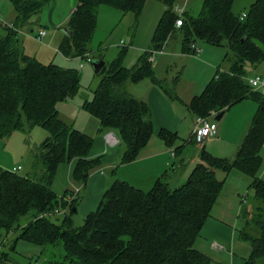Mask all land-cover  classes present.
Listing matches in <instances>:
<instances>
[{
	"label": "trees",
	"instance_id": "16d2710c",
	"mask_svg": "<svg viewBox=\"0 0 264 264\" xmlns=\"http://www.w3.org/2000/svg\"><path fill=\"white\" fill-rule=\"evenodd\" d=\"M49 1L9 0L16 19L12 28L3 26L5 33L0 34V139L15 131L27 134L34 127L48 133L31 148V173L20 175L0 169V264H11L20 241L43 250L61 242L64 259L74 264H212L194 249L193 243L222 188L215 171L228 174L234 169L253 179L252 209L246 213L240 232L241 240L251 247L245 264H264V182L258 178L264 143V95L246 80V67L264 62V0H256L245 14L233 12L235 0H203L197 15L184 12L180 26L183 47L190 52L192 42L226 46L229 50L228 69L217 71L202 92L190 100L188 108L195 117H208L211 111L224 113L246 98L256 103L234 158L216 157L201 148V163L175 188L158 180L150 190L142 191L114 181L81 226L72 220L78 197L71 201L58 199L51 189L62 164H73L71 178L80 185L101 166L102 156H88L93 138L63 122L56 109L57 103L77 94L79 72L53 63L41 64L26 56L17 36L18 27L29 24ZM75 1L59 52L66 58L82 59L89 54L100 6L133 13L135 27L146 0ZM156 1L165 6V11L147 51L135 66L126 69L121 65L126 52L122 47L116 59L105 63L96 74L99 80L92 99L82 104L99 121L100 132L113 131L117 135L123 163L135 160L153 134L149 106L125 92L123 86L147 78L170 99H177V79L157 78L150 57L163 49L175 30L178 16L174 7L179 0ZM159 135L166 141L173 137L165 130ZM72 192L66 191L65 195ZM56 210L63 218L54 222L51 217L57 215L53 214ZM24 264L35 261L25 260Z\"/></svg>",
	"mask_w": 264,
	"mask_h": 264
},
{
	"label": "crops",
	"instance_id": "0c3cea01",
	"mask_svg": "<svg viewBox=\"0 0 264 264\" xmlns=\"http://www.w3.org/2000/svg\"><path fill=\"white\" fill-rule=\"evenodd\" d=\"M184 3L183 1L179 5ZM75 7V0H50L44 7L47 10L46 19H43L42 15L38 17L39 13L31 17L29 24L17 29L19 48L23 54L36 59L41 64L56 63L60 67L74 68L79 72V90L77 94L57 103L56 109L59 118L63 122L72 125L76 130L93 138V144L88 156L90 158L102 156V159L101 166L91 172L84 185L72 180V163L62 164L56 171L51 189L58 199L66 200L70 195V193L65 195L66 191L71 192L79 189L77 196L79 201L76 212L72 216L73 222L75 216L83 220L86 215L94 212L101 201L104 191L114 181L126 182L142 191L150 190L158 180L171 188H175L183 184L194 167L201 163V148L216 157L234 158L237 147L247 133L252 117L255 114L256 103L246 98L226 109L219 121H215L211 117L210 120L215 121L217 125L216 134L206 139L203 145L198 147L195 141L193 142L194 139L192 137L195 115L189 110L188 104L194 96L202 92L217 71H226L230 62L225 60L226 62L223 61V64L220 65L219 57H216L211 51L201 50L200 52H206V55L210 52L213 62L206 63L194 58L192 51L190 52L183 47L180 28H175L172 35L178 33L179 38H170L173 37L170 35L162 52L154 58L152 68L155 76L159 79L168 81L174 78L177 79L175 88L177 99H170L147 78L134 83L127 82L123 86L125 92L138 100L146 102L149 106L152 114L153 134L147 144L140 150L135 160L129 163L121 162L123 148L119 143L111 145L106 140V136L109 133H113L116 138L117 135L113 131L100 132L99 121L87 113L82 106L85 100H91L93 96L95 88L92 89L90 85L87 89L82 84L84 78H89L92 73L95 74L93 69L86 68L84 62L82 63L81 61L82 59L66 58L59 52V47L64 37L61 29L65 28ZM44 8L41 12H43ZM164 11L165 6L161 2L156 0L145 1L135 26L132 38L136 44L130 46L133 54H131L128 62V51L127 47H125L126 52L121 62L124 68L130 69L135 66L139 56L147 51ZM104 12H107L110 16L115 14L111 10ZM122 14L119 15L117 21L120 22L121 31L124 32L125 29L130 30L133 26L134 14L130 12ZM8 16L11 18L9 22H0V34L2 35L5 33L3 24L15 22V11L10 12ZM40 29L45 31V35L41 40H37L35 37ZM113 36H116V34L113 33ZM171 43L172 46L170 47ZM108 46L119 48L120 45L110 44ZM121 48L122 46H120L114 59L118 56ZM87 56H90L91 59L94 57L91 54V50ZM99 58L105 62L102 56ZM80 63L83 65L81 68L79 67ZM180 65L184 68L190 66L195 75L190 77L189 80L185 79L183 86L181 85L182 83H178L180 82L179 80H182L178 78L182 76V71L174 70L175 67H180ZM250 67L252 71L256 72L255 76L264 77V62ZM247 77H249L248 72ZM161 130L172 134V139L166 141V139L160 137L159 132ZM186 135L187 138H185ZM47 136L46 130L34 127L27 134L22 131H15L4 141L0 139V148L4 154V160L0 161V169L13 171L20 167L18 172L24 171L21 175L31 173L33 164L31 148L37 147ZM261 156L262 166L258 173V178L264 182V143L261 147ZM215 177L223 182L222 188L210 210L208 218L194 240L193 247L210 259L212 264H245L251 254V247L247 242L241 240L240 232L245 225L246 213L252 209L251 199L254 197L252 189L253 179L235 169L228 174L222 171H215ZM57 180H60L61 183L59 190L55 189ZM251 190L253 194H251ZM20 243L18 242L16 247ZM29 246L39 248L31 249L29 251L30 255L40 254L41 247H36L33 244H29ZM16 247L15 253H17ZM18 253L17 255L22 257L23 254L20 255L21 253ZM27 255L29 253L26 254V259L31 257ZM34 261H36L35 264H38V257ZM11 264L19 263L12 257Z\"/></svg>",
	"mask_w": 264,
	"mask_h": 264
},
{
	"label": "rangeland",
	"instance_id": "374dc122",
	"mask_svg": "<svg viewBox=\"0 0 264 264\" xmlns=\"http://www.w3.org/2000/svg\"><path fill=\"white\" fill-rule=\"evenodd\" d=\"M183 1L185 2L184 4H185L186 13H188L192 16H195L199 13L201 6H202V2H203V0H179L178 5H179V3L182 4ZM255 1L256 0H235L232 10L235 14H238L240 12H244V14H245L248 7L252 3H254ZM13 9L14 8H13L12 4L9 2V0H0V22H2V23L3 22H9L11 18L8 15L10 12L14 11ZM107 9L114 11L115 14H111L112 16H110L107 12H104V11H108ZM39 13H38L39 14L38 17H41V15H42V18L46 19L47 10L45 8H44L43 12H39ZM120 13L121 12H119L118 10H113L112 8H109L106 6H101L99 8L98 14H97V27H96L95 32L93 34L92 40L89 44L91 54L94 56V57L93 56L92 57L93 58H99L102 56V58L105 60V62H107V64H108V62H111L114 59V56L116 55V53L120 49V46L127 47V51H128L127 52V54H128L127 62H128L130 60L131 54H133L132 48L130 46L132 44H136V42H134L133 38H132L134 35L135 27L132 26L130 28V30L125 29L124 32L121 31L120 22L117 21V19L119 18V15H123L122 13L121 14ZM38 14H36V15H38ZM41 25H43V24L41 23ZM118 27H120V28L118 29ZM62 28H64V27H62ZM61 31H62V29H61ZM113 33H115L116 36L112 37ZM117 35H120V36H117ZM171 36H173V37H170V36L169 37L170 38H176V39L179 38L178 33H175L174 35L171 34ZM110 44H117V46L118 45H120V46H119V48L114 47V46L109 47L108 45H110ZM192 44H193V42H192ZM196 44L199 45V47L202 51H211V53L212 54L214 53L216 55V57L218 56L220 63H221L220 65L223 64L222 62L226 60V56L229 53V50L226 46L217 47V46H213V45L205 44V43H201V42H196ZM171 46H172V43H171L170 47ZM158 55H159V53H156L154 55V58H156ZM193 57L198 58V59H200L206 63H209L210 61L213 62L212 55L210 54V52L207 55H206V52H202V53L200 52L197 56H193ZM84 66L88 69H92V66L90 65V63L84 62ZM130 67H132V65H130ZM183 68L184 67L182 65H180V67H177V68L175 67V69H174L175 71H182V73H181L182 76L178 77V78L182 79V80H179L180 82H178L179 84L182 83L181 84L182 86L185 83V79L189 80L190 77L195 76L194 72L191 70L190 66L185 67L184 69ZM249 68H250V70H249ZM247 72L249 74V77H247V78L255 77L256 72L254 70L252 71L250 66H247ZM262 79L264 80V77ZM98 80H99V77L92 73L89 78L83 79L82 84L85 86L84 88L88 89V87L91 85V88L94 89L98 84ZM214 118L215 117H213V119ZM185 138H187V135L185 136ZM4 140L5 139H1V141H4ZM2 160H4V154L2 152V149L0 148V161H2ZM23 172L24 171H21L20 173L19 172L18 173L21 175ZM60 188H61V183L59 180L57 183H55V189L59 190ZM251 194H253L252 190H251ZM251 194H250V197H251ZM52 216L53 217H51V219L54 222L60 221L63 218L62 212H61V214L52 215ZM74 219H75L74 224L76 226H81L83 224V220L81 218L75 216ZM24 222H25V219L22 221V223L24 224ZM10 236H12V235H10ZM37 248H35V247L33 248L32 246H29L28 243L21 242L20 244H18V247H16L17 253H15V255H13V259L17 260L19 264H24V261L29 260V259L31 261H34L37 257H38V261H39L38 264H49V262H47L49 260L52 261L50 264H74V263H70L69 260L64 259V251H63L61 242H59L56 247L49 248L48 250H43L42 248H40V249H42V250H40V254L37 253V255H30L31 253L29 251H31V249H37ZM0 250H1V248H0ZM2 251L3 252L7 251V249L2 250ZM18 252L21 253L20 255L23 254L22 257L17 255V254H19ZM27 253H29V255H27L28 257L31 256L28 259L25 258ZM0 263H2L1 259H0Z\"/></svg>",
	"mask_w": 264,
	"mask_h": 264
},
{
	"label": "built area",
	"instance_id": "2783aa9c",
	"mask_svg": "<svg viewBox=\"0 0 264 264\" xmlns=\"http://www.w3.org/2000/svg\"><path fill=\"white\" fill-rule=\"evenodd\" d=\"M174 12L177 14L178 18L175 22V28H180L182 25V18L185 12V4L183 5H176L174 7ZM244 17V14L242 15ZM3 26H7V28H12V24H3ZM45 35V31L43 29H40L37 33V36L35 37L37 40H41ZM190 49L192 51L193 56H197L201 49L199 46H197L196 43H191L190 44ZM161 51L153 52V55L150 57V61L153 62L154 60V55L156 53H161ZM82 63H90L91 62V57L90 56H85L82 58ZM80 63L79 67L81 68L83 65ZM249 85L256 90H259L263 95H264V81L261 77L255 76L251 78L246 79ZM218 113L216 111H211L210 115L208 117H195L194 121V128H193V133L192 137L198 147L202 146L204 141L210 137H213L216 134L217 130V125L216 122L213 120H210L211 117H216ZM106 140L111 144V145H116L118 143V139L115 137L113 133H109L106 136ZM20 170V167L17 169H14V172H18ZM79 189H76L72 192V194L69 195L67 198V201H71L75 199L78 196ZM60 211L56 210L54 211L53 214H58Z\"/></svg>",
	"mask_w": 264,
	"mask_h": 264
},
{
	"label": "water",
	"instance_id": "95a60500",
	"mask_svg": "<svg viewBox=\"0 0 264 264\" xmlns=\"http://www.w3.org/2000/svg\"><path fill=\"white\" fill-rule=\"evenodd\" d=\"M62 32L64 34H67L68 33V30L67 28H64L62 30ZM105 62L102 60V59H99V58H92L91 59V62H90V65L92 66V69L94 71L95 74H98L100 72V70L102 69V67L104 66ZM223 113H219L217 114V116L214 118L215 121H219L220 118L222 117Z\"/></svg>",
	"mask_w": 264,
	"mask_h": 264
},
{
	"label": "bare ground",
	"instance_id": "6f19581e",
	"mask_svg": "<svg viewBox=\"0 0 264 264\" xmlns=\"http://www.w3.org/2000/svg\"><path fill=\"white\" fill-rule=\"evenodd\" d=\"M217 116V115H216Z\"/></svg>",
	"mask_w": 264,
	"mask_h": 264
}]
</instances>
